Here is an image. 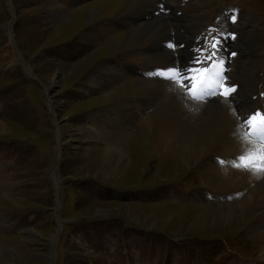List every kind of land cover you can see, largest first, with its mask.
I'll use <instances>...</instances> for the list:
<instances>
[{
  "label": "rangeland",
  "instance_id": "374dc122",
  "mask_svg": "<svg viewBox=\"0 0 264 264\" xmlns=\"http://www.w3.org/2000/svg\"><path fill=\"white\" fill-rule=\"evenodd\" d=\"M124 1L0 0V264H50L51 253L54 264H264L244 226L204 216L242 199L247 186L221 167H204L213 154L184 168L148 153L158 118L152 108L124 116L127 122L110 112L109 105L137 98L125 65L141 54L108 47L126 33L120 23L117 33L108 26ZM237 7L242 28L259 34L264 102V0L206 2L200 45L215 43L221 13ZM98 64L111 72L102 80L108 91L87 81ZM215 68L208 75L217 87L224 70ZM93 129L123 145L124 161L94 145ZM237 188L246 190L241 197ZM253 214L249 224L260 225L264 207Z\"/></svg>",
  "mask_w": 264,
  "mask_h": 264
},
{
  "label": "bare ground",
  "instance_id": "6f19581e",
  "mask_svg": "<svg viewBox=\"0 0 264 264\" xmlns=\"http://www.w3.org/2000/svg\"><path fill=\"white\" fill-rule=\"evenodd\" d=\"M208 1H124L119 15L116 16L113 23H108V26L113 33H117L115 29L120 26V23L126 33L120 32L123 34V38L120 37L121 34L118 35L121 39L113 41L108 47H117V50L122 53L134 50L141 54L139 61L132 64L133 66L125 65L126 73L135 77L137 98L133 100L125 98L126 100L121 101L120 105L113 103L107 106L110 112L113 110L117 114V118L121 117L122 121H125L124 116L131 115L133 112H138L135 116L142 114L140 110L143 107L152 108L158 118L157 124L145 140L148 153L161 154L165 160L177 161L184 168L195 167L204 155L213 154L208 155L210 159L206 160L204 167L214 171L221 167L238 187L247 186L248 192L245 195L243 191L246 190L237 188L240 193L239 197L243 194L242 199L226 205H218L215 208H208L215 209V211L208 212L207 210L208 213L205 212L204 216L211 217L210 219L213 221L217 219L223 221L225 227L234 223L241 224L245 227L248 239L253 240L264 255V218H259L260 225L249 224L252 221L251 217L255 216L253 210L264 207V173L253 174L252 171L243 170L239 160L241 155L258 151L264 147V137L258 139V137L256 138L258 135L251 136L248 132V125L243 122L244 118L257 111L264 113V102L257 92L260 82L256 77L260 70L258 62L261 56L257 29L255 28L252 30V34H249V28H242L238 20V15L243 12L240 8L223 11L219 17V30H216L217 35L213 37L215 43L220 42V47L217 49L219 55L215 59H206L205 53L211 47L210 42L207 49L200 53L201 63L193 65V67H199L209 61L213 62L212 69L216 65V72L222 68L224 78H227V81L236 87L235 93L228 99L220 96V83L216 87L214 81L210 79L211 76L205 75L200 90L204 92L212 88L211 91H207L208 94L202 101L192 100L188 95V89L180 86L181 78L178 73L164 70L174 64L186 65L194 51L201 47L200 40L204 37V34L200 32L203 29L201 15L204 13V5ZM58 15L63 16L66 13L61 12ZM248 22L252 26L256 24L255 20ZM234 25L235 31H233ZM238 32L243 33L247 40H240L236 36L235 39L231 38L233 33ZM169 44H172L173 48H169ZM176 45H183V47L176 48ZM233 52H235L234 56ZM262 63L264 64V61ZM107 73L111 72L106 65L98 64L97 69L88 75L87 81L91 86L99 87L101 91H108L109 87L107 86V88L102 82L108 78L105 75ZM122 75L120 73V77L125 82H130L131 85L134 83V80ZM193 75L195 73H189V77ZM165 77L172 78L174 83H170ZM250 79L254 83H250ZM113 92L107 96L108 101L118 96L120 91L114 90ZM131 119L134 117L131 116ZM149 119L144 121L145 125L149 124ZM148 120L149 122H147ZM105 123L100 124L99 128L104 127ZM263 128L264 126L259 128V132ZM99 131L101 130L93 129L92 131L95 134L94 145L101 144L103 152L106 154L113 156L115 153L118 156V161L115 162L120 164L126 157V152L122 149L123 145L108 137L107 141H104L101 139L105 137L104 133ZM211 147H215L217 153L210 152ZM214 164L215 166H213ZM214 179L224 183L223 179L219 180L217 177ZM227 182L225 180V184ZM202 187L207 188V186ZM205 193L213 199L211 193L207 191ZM171 218L173 217L169 216L166 220ZM259 219L256 220L259 221ZM131 220L136 222L137 218L133 217Z\"/></svg>",
  "mask_w": 264,
  "mask_h": 264
},
{
  "label": "snow or ice",
  "instance_id": "6c2138e0",
  "mask_svg": "<svg viewBox=\"0 0 264 264\" xmlns=\"http://www.w3.org/2000/svg\"><path fill=\"white\" fill-rule=\"evenodd\" d=\"M235 19V18H233ZM232 39H235V34L231 35ZM169 48H173L172 44L168 45ZM176 48L183 47V45H176ZM220 47V42L217 41L213 44L210 49L205 53V57L215 59L219 53L217 49ZM204 52L203 47L198 48L194 51L192 58L188 61L186 65L180 66L178 64H174L173 66L164 69L165 71H174L178 73L179 77L181 78L180 86L189 90V94L192 95L193 99H196V91L201 86L203 79H204V72L206 68H197L193 67V65L200 64V53ZM235 55V52L232 53ZM223 63V61H221ZM189 73H198V75H193L189 77ZM168 79L170 83H174L172 78L165 77ZM224 83L220 85L221 91L220 96L228 99L233 93L236 91V87L230 82L227 81V78H223ZM244 123L248 125L249 133L253 132L259 126H264V113L259 111L247 116L243 120ZM240 160V167L243 170L252 171L253 174H262L264 173V147H261L258 151L255 152H248L246 155H241L239 157Z\"/></svg>",
  "mask_w": 264,
  "mask_h": 264
},
{
  "label": "water",
  "instance_id": "95a60500",
  "mask_svg": "<svg viewBox=\"0 0 264 264\" xmlns=\"http://www.w3.org/2000/svg\"><path fill=\"white\" fill-rule=\"evenodd\" d=\"M36 83H38V82H36ZM43 89V88H42ZM52 252V251H51ZM50 260H51V262H50V264H54V259H53V254L51 253V257H50Z\"/></svg>",
  "mask_w": 264,
  "mask_h": 264
}]
</instances>
